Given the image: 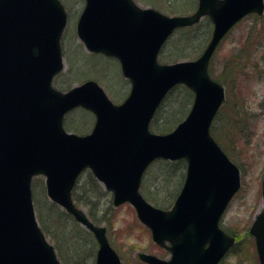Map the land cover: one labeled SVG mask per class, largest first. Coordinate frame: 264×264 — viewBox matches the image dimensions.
I'll return each mask as SVG.
<instances>
[{"label": "water", "instance_id": "1", "mask_svg": "<svg viewBox=\"0 0 264 264\" xmlns=\"http://www.w3.org/2000/svg\"><path fill=\"white\" fill-rule=\"evenodd\" d=\"M263 11V0H197L196 10L181 16L140 8L132 0H85L78 39L88 52L116 58L130 82L129 95L116 105L92 80L66 92L52 87L63 69L60 38L66 13L59 0H0V264H60L35 217L31 180L36 175L45 177L48 199L93 234L94 264H122L105 228L71 199L76 178L86 168L113 193V205L131 204L152 241L170 252L168 260L138 253L142 262L218 264L234 238L219 230L217 219L240 182L238 167L209 132L224 90L207 68L233 25ZM206 16L213 29L198 58L157 62L173 30ZM179 84L194 95L187 116L170 133H151L157 107ZM75 107L93 113L90 134L64 130L63 117ZM156 159L186 163L183 185L168 210L152 206L139 192L143 172ZM261 196L263 210L249 234L264 264V178ZM202 234L209 244L204 250L198 243Z\"/></svg>", "mask_w": 264, "mask_h": 264}, {"label": "rangeland", "instance_id": "2", "mask_svg": "<svg viewBox=\"0 0 264 264\" xmlns=\"http://www.w3.org/2000/svg\"><path fill=\"white\" fill-rule=\"evenodd\" d=\"M60 1L67 14L66 28L61 39L64 69L53 81L54 88L66 91L86 80H93L103 88L113 103L120 104L127 97L130 84L123 78L118 62L102 54L87 52L75 35L84 0ZM134 1L142 8L151 7L168 16L191 14L197 5L196 0ZM211 30L212 25L206 19L203 25L176 30L162 48L159 62L171 64L195 59L205 47ZM208 73L211 79L223 86L225 92L224 104L213 121L212 135L227 157L239 167L242 182V190L232 202L223 225L229 230H235L240 236L245 234L253 216L262 210L264 13L245 16L229 31L217 47L210 61ZM61 83L62 87L59 86ZM187 91L189 90L185 87L178 86L168 97L173 100L171 110L161 115L165 117L170 112L178 113V117L183 119L191 107L193 97L192 94L190 97L185 96ZM167 108L168 104L164 103L163 111ZM167 118L168 122H171L174 117L170 115ZM93 123L92 114L84 109H74L65 114L63 119L64 129L78 135L88 134ZM151 132L162 133L154 129ZM172 163L174 162L156 161L147 169L140 185V193L151 205L168 209L174 202L183 183L185 166L183 162L176 166L167 165ZM165 172H168L169 176L161 185L154 187ZM32 185L36 195L35 200L33 194V201L37 216L36 202L41 205V198L42 201L47 200L44 178L42 176L34 178ZM167 189L170 194L168 198L164 196ZM76 204L88 215L90 205L78 202ZM92 213L96 224L105 227L109 244L122 264H145L137 257V254L142 252L160 259L170 258L169 252L152 241L149 231L138 221L132 206L129 204L114 206L109 192H105L101 197L99 211L93 209ZM45 220L50 226L47 232L41 229L49 243L58 247L56 253L62 264H94L97 246L91 233L73 219L67 223L61 220V223L53 213L47 212ZM75 249L78 256L76 252L74 254ZM235 252L236 250L232 251L221 264H257L249 238L245 237L240 249Z\"/></svg>", "mask_w": 264, "mask_h": 264}, {"label": "trees", "instance_id": "3", "mask_svg": "<svg viewBox=\"0 0 264 264\" xmlns=\"http://www.w3.org/2000/svg\"><path fill=\"white\" fill-rule=\"evenodd\" d=\"M203 22L200 23L199 25H203ZM206 36L207 35L205 34L204 41H206ZM199 50H200V48H199ZM59 86L62 87L63 84L61 83V84H59ZM177 88L178 87H175L174 89H172L171 93L174 90H176ZM171 93H169L167 95V97L165 98V100L163 101L165 104H168V108L163 111L164 103H162L161 106L156 111L154 118H153V121H152V128L154 130L161 131L162 132L161 134L168 132V130H172L174 128L173 126H175L179 121H181V117H178V115H179L178 113L173 114L172 112H170L167 116L164 117V115L166 113H168L169 110H171V107L173 105L172 104L173 100L168 98ZM185 96L190 97L191 93L189 91H187L185 93ZM178 103H177V105H178ZM161 114H164V115L162 116ZM170 115H173L174 118L171 122H168L169 118H167V117ZM175 116H176V118H175ZM176 164L181 165L182 162H176V163L167 164V165L176 166ZM168 176H169L168 172H165L164 174H162L161 178L159 179V183H156L157 185L155 184L154 187L161 185V182H164ZM104 194H105V191H103L102 187L93 178L92 174L89 171H85L78 178V180L76 182L75 188H74L73 193H72V198L75 201V203L76 202L84 203L88 206L89 205L91 206V210L88 212V215L90 216L92 221H94L96 223V220H95L92 212H93V209H95V211H99L100 199ZM169 195H170L169 189H167L166 192L164 193V196L166 198H168ZM34 199L36 200L35 193H34ZM42 202H44V203L42 204ZM48 202L49 201L46 199H44L42 201V198H41V205H38V203L36 202L37 218H38L39 224H40V226L44 232H47L46 230H47L48 226H50L49 224L48 225L46 224V220H45V214L47 212L53 213L60 222H61V220H63L64 223H67L68 220H72V218L69 215H67L65 212L60 210L56 205H54L53 203H50V202L48 203ZM38 207H40V208L38 209ZM157 207H160V206H157ZM160 208H162V207H160ZM54 225H56V224H54ZM49 228H51V227H49ZM53 228L56 229L55 226H53ZM63 229H64V231L66 230L65 224L63 226ZM65 236H66V233H65ZM69 236H70V234H69ZM55 249L57 250L58 247L56 246ZM73 251H74V254L76 252V254L78 256L77 249H75Z\"/></svg>", "mask_w": 264, "mask_h": 264}, {"label": "flooded vegetation", "instance_id": "4", "mask_svg": "<svg viewBox=\"0 0 264 264\" xmlns=\"http://www.w3.org/2000/svg\"><path fill=\"white\" fill-rule=\"evenodd\" d=\"M263 176V175H262ZM242 190V182H241V188L231 197V199L229 200V202L226 204L225 208L223 209V211L220 213L218 219H217V226L218 228L225 234H227L228 236H231L235 239V243L233 245V247L229 250V252H227L225 254V256L221 259V261L218 264H221L223 262V260L229 255L231 254L232 251L240 249V246L242 244V241L245 237L249 238L252 241V246L255 252V257H256V262L257 264H259V258H258V254H257V250H256V245H255V241L254 239L249 235L248 229L251 226V224L254 222V220L257 218V216L260 214V212L256 213L255 216H253V219L250 221V223L248 224V227L246 229V232L244 235H238V232H236L235 230H229L228 227L223 225V221L225 219V216L232 204V202L234 201V199L237 197V194L239 191ZM203 224V222L201 221V225ZM198 243L199 246L201 247L202 250H204L205 248L208 247V243L204 242V234H202L199 238H198ZM159 247V246H158ZM235 252V253H236Z\"/></svg>", "mask_w": 264, "mask_h": 264}]
</instances>
